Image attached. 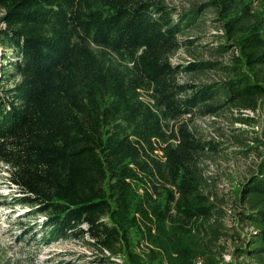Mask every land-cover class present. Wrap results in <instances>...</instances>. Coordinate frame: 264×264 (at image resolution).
<instances>
[{"label":"trees","instance_id":"1","mask_svg":"<svg viewBox=\"0 0 264 264\" xmlns=\"http://www.w3.org/2000/svg\"><path fill=\"white\" fill-rule=\"evenodd\" d=\"M0 8V164L11 202L25 207L20 233L36 232L43 244L85 236L134 264H146L133 250L140 237L154 246L153 264L196 256L245 264L223 261L208 245L222 214L202 189L198 160L216 146L189 119L262 101L264 133V0H200L186 9L166 0H0ZM205 10L233 38L239 64L225 66L220 81H180V72L220 66L170 61L192 42L179 35ZM261 144L237 185L251 230L234 249L253 264H264Z\"/></svg>","mask_w":264,"mask_h":264},{"label":"rangeland","instance_id":"2","mask_svg":"<svg viewBox=\"0 0 264 264\" xmlns=\"http://www.w3.org/2000/svg\"><path fill=\"white\" fill-rule=\"evenodd\" d=\"M166 1L178 9H186L194 1L200 0ZM253 5L256 6L255 1ZM179 37L191 38L192 42L182 44L171 55L172 63L209 58L218 61L217 65H220L199 72H180L177 74L180 81H220L228 75L225 66L232 62L239 64L231 58V53L239 55L233 45V38L227 36L211 10L201 12L196 24L186 28ZM220 41L227 43L226 50L214 51L215 44ZM241 116H250L253 120L245 122L236 118ZM262 116L263 103L258 101L254 110L235 109L224 105L218 113L194 115L189 119L190 127L196 135L202 139L215 140L216 149L206 150L201 154L198 165L202 189L208 194L209 200L220 208L222 214L221 222L217 225L220 233L216 238H210L208 245L216 253L219 252L223 261L254 263L253 258L238 255L234 249L244 243L251 230V225L239 212L242 206L237 197V185L259 159L261 142H264V133L261 131ZM13 192L14 189L6 179L5 168L0 164V264H134L122 252L113 255L104 248L99 249L88 243L85 239L89 238L85 236L84 240L66 238L43 244L38 240L36 232L21 234L17 220L24 219L21 214L25 207L11 202L10 194ZM152 248L153 244L143 237L133 243V250L146 264L156 263V260L149 261ZM100 256L107 258L101 259ZM200 262L201 257L196 256L190 264Z\"/></svg>","mask_w":264,"mask_h":264}]
</instances>
